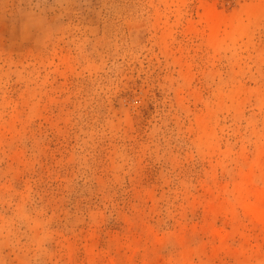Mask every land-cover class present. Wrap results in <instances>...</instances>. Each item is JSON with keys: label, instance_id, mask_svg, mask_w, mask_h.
Segmentation results:
<instances>
[{"label": "rangeland", "instance_id": "374dc122", "mask_svg": "<svg viewBox=\"0 0 264 264\" xmlns=\"http://www.w3.org/2000/svg\"><path fill=\"white\" fill-rule=\"evenodd\" d=\"M0 264H264V0H0Z\"/></svg>", "mask_w": 264, "mask_h": 264}, {"label": "bare ground", "instance_id": "6f19581e", "mask_svg": "<svg viewBox=\"0 0 264 264\" xmlns=\"http://www.w3.org/2000/svg\"><path fill=\"white\" fill-rule=\"evenodd\" d=\"M216 17H214V16H211V17H209V19H208V23H209V25H210V27H212V28H215V27H217L218 25H216V24H218L217 22H218V19L216 18ZM217 28H215V30H216ZM260 195V194H259ZM259 197V196H258ZM260 197H261V195H260ZM261 199V198H260ZM255 207V206H254ZM251 211H252V208H251ZM253 212V211H252ZM255 212H257V209H256V211ZM255 212H253V213H255ZM262 213H260V215H261Z\"/></svg>", "mask_w": 264, "mask_h": 264}]
</instances>
